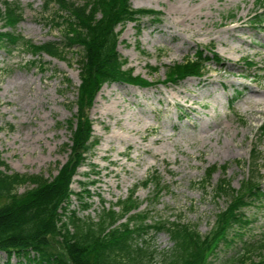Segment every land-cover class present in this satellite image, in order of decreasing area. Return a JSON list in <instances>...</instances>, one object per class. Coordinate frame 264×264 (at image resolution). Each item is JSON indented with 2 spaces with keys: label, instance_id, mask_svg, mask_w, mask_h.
Segmentation results:
<instances>
[{
  "label": "rangeland",
  "instance_id": "374dc122",
  "mask_svg": "<svg viewBox=\"0 0 264 264\" xmlns=\"http://www.w3.org/2000/svg\"><path fill=\"white\" fill-rule=\"evenodd\" d=\"M75 1L83 5L94 0ZM7 2L21 10L22 19L13 27L1 18ZM130 5L159 13L117 28L126 68L153 85L113 83L97 92L87 109L91 140L97 144L73 175L71 209L85 222L98 221L107 209L125 211L120 225L140 213L157 230L138 243L151 246L154 263L160 264L175 248L163 227L186 225L202 238L213 237L218 217L233 193L241 195L253 166L264 194V21L259 22L264 20V0H130ZM58 9L55 0H0V33L18 34L37 46H66L63 24L70 18ZM258 13L263 15L254 19ZM56 14L62 19L54 20ZM201 48L213 53H207L208 73L165 84L172 75L169 67L184 64ZM83 60L81 47L67 50L63 58L0 50V172L31 179L19 193L33 191L37 181L53 182L70 160ZM155 172L163 186H142ZM221 180L230 183L222 194L217 187ZM132 195L138 208L130 211L123 201ZM241 213L251 222L243 238L229 246L218 239L209 258L213 264L239 258L245 241L264 234L263 196ZM138 218L132 219L137 225ZM7 262L0 251V264Z\"/></svg>",
  "mask_w": 264,
  "mask_h": 264
},
{
  "label": "trees",
  "instance_id": "16d2710c",
  "mask_svg": "<svg viewBox=\"0 0 264 264\" xmlns=\"http://www.w3.org/2000/svg\"><path fill=\"white\" fill-rule=\"evenodd\" d=\"M55 2L60 15H69V21L73 22L63 24L67 28L66 46L55 43L37 46L18 34L1 32L0 50L21 49L34 54L45 53L54 58H63L67 50L77 47L85 50L77 101L78 128L74 134L70 160L53 182L37 181L33 191L19 193L20 186L31 182V179L16 173L0 172V251L7 254V264L13 259L17 261L16 264H156V252L151 246L143 247L138 242L154 235L157 224L151 225L153 223H148L138 213L134 216H140L139 225L132 221L136 217L120 225L127 212L124 211L123 215L106 208L98 221H82L76 211L71 209L75 196L71 183L77 168L83 165L86 154L97 144V141L91 140L92 124L87 116V109L92 107L97 92L105 84L122 83L140 88L153 85L135 76L132 69L126 68L127 62L118 52L121 35L117 31L118 26L136 23L143 16L159 14L151 10L135 11L130 0H94L83 5L75 0ZM5 6L6 12L1 18L7 26L13 27L22 19L20 7L10 2L5 3ZM98 14H101L100 18ZM60 15L56 14L54 20H61ZM262 15L258 13L253 18ZM207 53L213 54L211 49L201 48L184 64L169 67L172 75H167L165 84H177L187 78H203L208 73L211 61ZM214 59L222 63L219 57L214 56ZM252 152L255 155L257 151L253 149ZM2 165L0 162V168ZM213 172L210 169L207 174L209 181ZM256 172L253 166L241 195L238 192L231 196L228 209L218 217L217 232L213 237L202 238L186 225L163 227L174 238L175 248L173 252L163 255L160 264H213L209 258L216 251L218 239L229 246V241L231 243V240L243 238L242 234L251 222L241 213V208L250 201L260 200L262 196L264 199L260 189L262 178L256 177ZM159 176L153 173L142 186H154L159 190L163 186ZM217 187L222 194L230 189V183L221 180ZM133 197L123 201L131 205L130 211L138 208ZM118 206L123 210L122 203ZM244 243L245 249L240 257L225 264H264V234L257 240Z\"/></svg>",
  "mask_w": 264,
  "mask_h": 264
},
{
  "label": "bare ground",
  "instance_id": "6f19581e",
  "mask_svg": "<svg viewBox=\"0 0 264 264\" xmlns=\"http://www.w3.org/2000/svg\"><path fill=\"white\" fill-rule=\"evenodd\" d=\"M136 11V10H135ZM138 12V11H137ZM139 14V13H138ZM159 14V13H158ZM138 49V48H137ZM220 59V58H219ZM176 78V77H175ZM178 78V77H177ZM168 79V78H167ZM184 79V78H183ZM158 83V82H157ZM176 83V82H175ZM169 91V90H168ZM182 92V91H181ZM170 93V92H169ZM175 93V92H174ZM148 95V94H147ZM150 95V94H149ZM147 98V97H146ZM149 98V97H148ZM97 101V100H96ZM162 101V100H161ZM160 103V102H159ZM164 104V103H163ZM155 105V104H154ZM151 106V105H150ZM90 109V108H89ZM139 118V117H138ZM154 118V117H153ZM87 119V118H86ZM146 119V118H145ZM144 119V120H145ZM94 125V124H93ZM150 125V124H149ZM132 126H134L133 124H132ZM142 126V125H141ZM140 126V127H141ZM146 126H148L147 124H146ZM139 127V128H140ZM94 128V127H93ZM142 128V127H141ZM143 128H145V127H143ZM149 128V127H148ZM114 131V130H113ZM125 131V130H124ZM127 131V130H126ZM116 135V134H115ZM127 135V134H126ZM131 135V134H130ZM114 136V135H113ZM129 139V138H128ZM134 139V138H133ZM145 142V141H144ZM133 146V145H132ZM137 147V146H136ZM130 148V147H129ZM137 149H139V148H137Z\"/></svg>",
  "mask_w": 264,
  "mask_h": 264
}]
</instances>
